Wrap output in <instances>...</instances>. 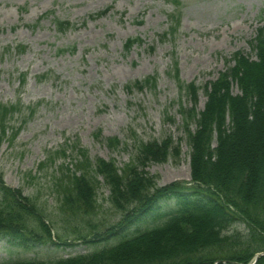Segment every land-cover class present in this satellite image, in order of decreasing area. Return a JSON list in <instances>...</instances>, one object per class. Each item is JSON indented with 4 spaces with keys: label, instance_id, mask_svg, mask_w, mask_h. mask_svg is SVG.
Here are the masks:
<instances>
[{
    "label": "rangeland",
    "instance_id": "obj_1",
    "mask_svg": "<svg viewBox=\"0 0 264 264\" xmlns=\"http://www.w3.org/2000/svg\"><path fill=\"white\" fill-rule=\"evenodd\" d=\"M55 19L75 28L60 33ZM263 25L264 0H0V107L17 111L7 115L2 133L0 126V176L43 208L52 240L60 244L0 238V264L55 261L107 246L87 243L123 218L104 180L97 178L98 209L89 216L64 210L55 185L60 167L75 169L77 142L92 162L113 161L121 171L136 163L142 144L169 142L166 159L148 162L145 171L158 186L191 184L188 131L197 124H187L180 109L197 103V112L204 111V87L229 72L234 54L256 59L252 44ZM136 37L142 44L126 52V41ZM18 47L26 50L18 53ZM190 84L198 90L196 102ZM230 90L240 94L235 81ZM66 144L65 155L58 153ZM173 208V201L162 202L137 225L151 226ZM231 230L246 232L241 222Z\"/></svg>",
    "mask_w": 264,
    "mask_h": 264
},
{
    "label": "trees",
    "instance_id": "obj_2",
    "mask_svg": "<svg viewBox=\"0 0 264 264\" xmlns=\"http://www.w3.org/2000/svg\"><path fill=\"white\" fill-rule=\"evenodd\" d=\"M107 12L103 10L97 17ZM53 24L60 33L75 27L58 19ZM135 44L141 45L142 40L128 39L125 51ZM25 48L18 47L17 52L23 53ZM252 49L255 60L234 54L229 72L204 87L208 96L204 111L197 112V103L191 109H180L187 124H197L195 132L188 131L193 149L191 184L158 186L145 171L148 162L166 159L169 142L142 144L136 163L122 171L113 161L92 162L77 142L79 153L72 162L75 169L62 166L54 178L62 208L73 216L94 215L98 209L97 178L101 177L109 187L113 205L123 213L122 220L101 234L94 232L93 240L87 243L105 242L107 246L87 255L7 264H250L258 254L256 264H264V25L258 29ZM231 80L238 83L240 94H232ZM187 89L196 102L195 85ZM14 112L15 108L0 107L1 133L7 115ZM108 142L112 147L118 145L115 139ZM69 145L58 153H66ZM47 160L51 164L56 161L51 154ZM165 201L174 202L171 211L156 215L151 226L137 225L144 216H154ZM240 222L245 233L231 230ZM131 228L133 232L128 233ZM0 238L25 246L60 245L52 240L43 208L20 190L5 185L1 176ZM111 239L114 244H109ZM63 245L69 246L67 242Z\"/></svg>",
    "mask_w": 264,
    "mask_h": 264
},
{
    "label": "water",
    "instance_id": "obj_3",
    "mask_svg": "<svg viewBox=\"0 0 264 264\" xmlns=\"http://www.w3.org/2000/svg\"><path fill=\"white\" fill-rule=\"evenodd\" d=\"M259 256H260V255H259ZM259 256H257V257H256V259H255V261H254V263H253V264H256V262H257V260H258Z\"/></svg>",
    "mask_w": 264,
    "mask_h": 264
}]
</instances>
